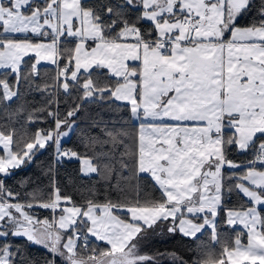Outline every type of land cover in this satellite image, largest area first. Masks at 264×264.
Instances as JSON below:
<instances>
[{"label": "snow or ice", "instance_id": "snow-or-ice-1", "mask_svg": "<svg viewBox=\"0 0 264 264\" xmlns=\"http://www.w3.org/2000/svg\"><path fill=\"white\" fill-rule=\"evenodd\" d=\"M164 261L264 264V0H0V264Z\"/></svg>", "mask_w": 264, "mask_h": 264}, {"label": "trees", "instance_id": "trees-1", "mask_svg": "<svg viewBox=\"0 0 264 264\" xmlns=\"http://www.w3.org/2000/svg\"><path fill=\"white\" fill-rule=\"evenodd\" d=\"M49 68V65H44L42 70L47 71ZM29 99H32V97H29ZM35 99L36 101H39L40 97L36 96ZM68 146L71 145L69 144ZM49 162V152H44L38 156L34 164L29 165L24 169L17 170V175L13 176L8 183L10 185H16L18 181L22 179H30L33 182V187L39 186L40 188L46 190L49 185V178L44 174V172ZM57 180L66 193L75 194L77 199H79V192L82 190L78 186L88 183L87 178L81 176L79 173L78 161H65L59 168ZM92 180L97 181L98 177L93 176ZM148 188L150 190L151 186L149 185ZM39 215L43 217L49 215V213L47 211L40 210ZM148 245L149 246L145 249V251L148 252H154L159 249L161 251H176L182 255H187L186 249L188 247V242L182 239L179 235H152L148 241ZM31 252L37 257L45 254L43 250L36 247H33ZM164 264H168V261H164Z\"/></svg>", "mask_w": 264, "mask_h": 264}]
</instances>
